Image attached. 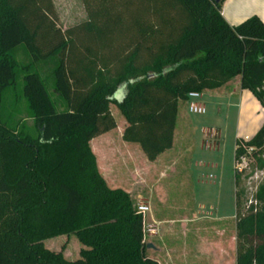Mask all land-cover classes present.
Returning a JSON list of instances; mask_svg holds the SVG:
<instances>
[{
    "label": "trees",
    "instance_id": "obj_1",
    "mask_svg": "<svg viewBox=\"0 0 264 264\" xmlns=\"http://www.w3.org/2000/svg\"><path fill=\"white\" fill-rule=\"evenodd\" d=\"M82 1L88 19L62 31L52 0H0V264H158L146 254L130 193L107 185L90 147L115 128L110 104L126 121L122 139L150 162L171 148L190 92L238 78L264 108V24L256 16L231 26L224 0ZM18 70L35 136L3 120V94L17 87ZM263 153L264 122L235 141L234 163L250 155L263 170ZM239 174L235 264H264V182L241 207ZM70 234L82 246L75 260L43 244Z\"/></svg>",
    "mask_w": 264,
    "mask_h": 264
},
{
    "label": "rangeland",
    "instance_id": "obj_2",
    "mask_svg": "<svg viewBox=\"0 0 264 264\" xmlns=\"http://www.w3.org/2000/svg\"><path fill=\"white\" fill-rule=\"evenodd\" d=\"M52 3L56 14V25L62 31L88 19L82 0H52ZM16 58L20 65L28 62L21 48L17 50ZM49 67L50 65L46 64L43 68L46 69L43 72L46 75L45 77L49 73ZM17 83V87L8 88L3 94V120L9 126L15 127L18 125V128L23 129L24 132L35 136V125L30 117L27 102L21 94L22 72L20 70H18ZM52 97L56 101L57 110H63L65 108L64 103L56 96L53 95ZM114 98L120 99V91L115 93ZM200 101L206 109L204 114L190 113L186 102H180L178 105L174 137L175 146L170 152V155H172L171 169L168 176L162 179L160 183L156 178H152L153 175L147 178L145 185L139 183L137 169L142 163V158L139 156V145L122 139L126 121L116 105L110 104L109 106L110 113L115 121V128L94 137L91 142L92 149L96 153L99 172L101 175L108 176L107 178L110 180L107 185L110 188H121L129 191L128 193H130L136 207L138 205L149 207L150 211L144 216L143 222L144 241L154 247L159 244V241L154 237L157 227L151 219V215L167 223L177 220L175 225L171 223L172 225L162 226V230L171 229V232L165 233L167 232L165 231L162 232V236H158L163 246H168L169 249L176 251L181 249L183 241L186 240L189 246H193L188 251L195 253L197 249L195 243L192 242L197 239L195 229H193L195 221H193L192 216H188L189 221L186 222V225L189 228L185 233L186 236H184V231L181 230L183 224H180L178 219H180L181 214L180 207L185 205L187 211H183L184 213L196 212V205L200 201L214 206L213 216L218 220L234 216L229 221L225 220L223 222V233L221 234H223L225 242L234 238L235 245L234 194L229 191L228 183L233 176L235 138L245 131L237 129V123L241 116L239 118V108L235 99L225 95H205ZM246 118L248 119L247 115ZM204 129L205 131H203ZM213 142H218V150L213 149ZM108 143L112 149L111 157L115 162V176L107 175L104 171V165L108 159H105L109 150ZM208 143H210V148L207 147ZM183 147L187 148L184 152L182 151ZM125 152L126 157L124 156ZM262 156H264V153ZM246 158L248 167L239 174V185L237 187L241 207H247L253 201L258 186L264 182V173L256 169L255 158L250 155H247ZM240 160L241 158L238 161L240 162ZM202 161L209 163L217 161L219 163L217 171L215 170L213 173V170L209 167H199L198 164ZM206 174H218L220 177L223 186L218 194L205 196L198 189L199 185L196 180L205 177ZM183 185L184 187L181 189L180 186ZM148 193L150 199L147 197ZM221 225L222 223L219 222H216L215 225L201 222L199 228L201 237L199 238L212 242L217 237H221L220 234L216 235L215 231V228ZM43 244L51 251L61 252L68 260L78 258L82 248L74 234L51 237L44 240ZM146 254L148 256L153 255L152 250L147 248ZM197 264L204 263L201 261Z\"/></svg>",
    "mask_w": 264,
    "mask_h": 264
},
{
    "label": "crops",
    "instance_id": "obj_3",
    "mask_svg": "<svg viewBox=\"0 0 264 264\" xmlns=\"http://www.w3.org/2000/svg\"><path fill=\"white\" fill-rule=\"evenodd\" d=\"M221 15L225 19V21L231 26H237L241 22L252 16H256L264 24V0H224L221 7ZM205 95L208 96L225 95L237 101V105L239 108V118L241 116V119H239L237 123V129L239 131H245V132L243 134H238L237 137L235 138V141L236 139L248 141L256 134V132L259 130V128L264 122V108L259 104V102L248 90H243L240 88L238 78H236L235 80L229 82L228 84L217 90L206 91L204 93H201V98L204 97ZM246 115L248 119L246 118ZM176 125H177V116H176V123L174 128L173 144L171 148L164 151L159 156H157V158L154 161L152 162L148 161L139 147V156L142 158V163L139 166V169H137V171L139 172V183H141L142 185H145L147 183V178L150 175H153L152 177L153 179L156 178L157 180H159L158 183H160L162 179L168 176V172H170L171 164H172V158H171L172 155H170V152L173 150L175 146L174 137L176 133ZM203 131H205V129ZM92 140L90 141V147L92 152L94 153L91 146ZM207 147L208 148L211 147L210 143H208ZM108 148L109 150L105 158L108 159L106 161V164L104 165V171L107 175L109 174L113 176L115 174V167H114L115 162L111 157L112 149L109 143H108ZM215 148L217 150L219 149L218 142H213V149ZM186 149L187 148L183 147L182 151L184 152ZM234 150H235V144H234ZM126 152L124 154L125 157H126ZM94 155L96 157V153H94ZM96 161H97V157H96ZM218 165L219 163L217 161L210 163L202 161L199 162L198 164L199 167L205 166V168L207 167L211 168L213 170V173L215 172V170L217 171ZM233 165H234V161H233ZM232 170H233V176H232V180H230L228 183L229 184L228 189L234 194V202H235V185H234L235 168H232ZM102 176L107 183L110 181L109 178H107L108 176L107 177L104 175ZM196 181L199 185L198 189L205 196H208V194H216V193L218 194L223 186V182L221 181L218 174H208V175L206 174L205 177L201 179H197ZM183 187L184 185L182 187L180 186L181 189ZM147 197L150 199L149 193ZM207 204L208 203H204L201 201L198 202L196 205V212L190 211L189 214L187 212L184 213L185 211H187L185 205H183V207H180L181 214L179 217L180 219H178V222L180 224H183V228L181 227V230L184 231V234L188 231L189 228L186 225V222L189 221L188 216H192V218L194 219L193 221H195L194 223L195 225L193 226V229H195L197 239L192 241L193 243H195L197 249L195 253H193V251H188L189 248L190 247L193 248V246H189L186 240L183 241L184 243L181 246V249L176 251L169 249L168 246H163L158 236L159 237L162 236V232L165 231H167L165 233L171 232V229L167 228L166 230L165 229L162 230V226L163 225L168 226L172 224L175 225L177 220L175 222L171 221L172 223L171 224L170 222L167 223L162 220H158L155 216L151 215L150 217L156 223V227H157L154 237L157 238L159 244H157L155 247L153 246V248H149L152 250L153 253V255L149 257L156 260L158 264H197L200 263L201 261H203L204 264H235L236 247L234 245V240H233L234 238L225 242L223 240V234H221L223 233V222L225 220L229 221L234 216L230 218H222V220H218L213 216L214 206L212 204L209 205ZM234 209H235V205H234ZM201 222H204L205 224L213 223L214 225L216 222H219L220 224L222 223L220 227L215 228L216 235L220 234L221 237L218 235L219 238L217 237L212 242H209L206 239L199 238L201 237L200 236L201 233L199 229L201 226ZM184 236H186V234ZM208 256H210V258H208Z\"/></svg>",
    "mask_w": 264,
    "mask_h": 264
},
{
    "label": "built area",
    "instance_id": "obj_4",
    "mask_svg": "<svg viewBox=\"0 0 264 264\" xmlns=\"http://www.w3.org/2000/svg\"><path fill=\"white\" fill-rule=\"evenodd\" d=\"M187 100L185 101L187 103V108L190 113L193 114H204L206 109L204 104L200 101L201 99V93L199 92H190L187 95ZM250 151V149L248 150ZM264 158V156H263ZM248 167V161L246 156L241 157L240 162L237 161L234 164L235 171L238 173L243 172L246 168ZM261 172L264 173V169L261 170ZM137 213L141 214L143 217V222H144V216L150 211L148 206L145 205H138L136 207Z\"/></svg>",
    "mask_w": 264,
    "mask_h": 264
},
{
    "label": "water",
    "instance_id": "obj_5",
    "mask_svg": "<svg viewBox=\"0 0 264 264\" xmlns=\"http://www.w3.org/2000/svg\"><path fill=\"white\" fill-rule=\"evenodd\" d=\"M216 1H219V0H216ZM147 248H153V245L152 244H147Z\"/></svg>",
    "mask_w": 264,
    "mask_h": 264
}]
</instances>
